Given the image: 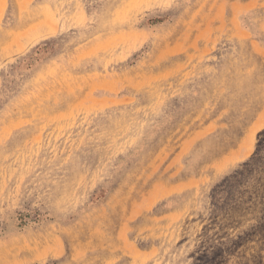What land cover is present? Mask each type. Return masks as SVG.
<instances>
[{"label": "rangeland", "instance_id": "obj_1", "mask_svg": "<svg viewBox=\"0 0 264 264\" xmlns=\"http://www.w3.org/2000/svg\"><path fill=\"white\" fill-rule=\"evenodd\" d=\"M0 264H264V0H0Z\"/></svg>", "mask_w": 264, "mask_h": 264}]
</instances>
